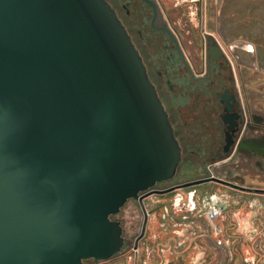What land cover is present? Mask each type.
<instances>
[{
    "label": "water",
    "instance_id": "1",
    "mask_svg": "<svg viewBox=\"0 0 264 264\" xmlns=\"http://www.w3.org/2000/svg\"><path fill=\"white\" fill-rule=\"evenodd\" d=\"M108 1L0 0V264L111 257V217L177 169L164 105Z\"/></svg>",
    "mask_w": 264,
    "mask_h": 264
},
{
    "label": "flooded vegetation",
    "instance_id": "2",
    "mask_svg": "<svg viewBox=\"0 0 264 264\" xmlns=\"http://www.w3.org/2000/svg\"><path fill=\"white\" fill-rule=\"evenodd\" d=\"M108 2L164 105L180 161L111 217L120 249L82 264H264L263 83L235 74L206 31L211 0Z\"/></svg>",
    "mask_w": 264,
    "mask_h": 264
},
{
    "label": "crops",
    "instance_id": "3",
    "mask_svg": "<svg viewBox=\"0 0 264 264\" xmlns=\"http://www.w3.org/2000/svg\"><path fill=\"white\" fill-rule=\"evenodd\" d=\"M207 18L206 31L234 59V73L255 82L264 76V0H211Z\"/></svg>",
    "mask_w": 264,
    "mask_h": 264
},
{
    "label": "rangeland",
    "instance_id": "4",
    "mask_svg": "<svg viewBox=\"0 0 264 264\" xmlns=\"http://www.w3.org/2000/svg\"><path fill=\"white\" fill-rule=\"evenodd\" d=\"M117 3H118V0H116ZM123 11V10H122ZM124 12V11H123ZM234 60V59H233ZM260 83H263V91H264V76H259V80H258Z\"/></svg>",
    "mask_w": 264,
    "mask_h": 264
}]
</instances>
